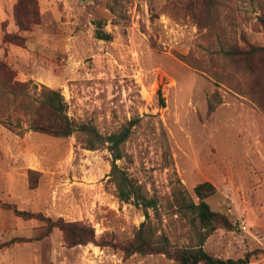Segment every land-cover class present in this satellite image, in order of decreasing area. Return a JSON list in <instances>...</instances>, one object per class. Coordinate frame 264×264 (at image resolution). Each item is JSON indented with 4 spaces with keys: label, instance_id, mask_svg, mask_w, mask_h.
Listing matches in <instances>:
<instances>
[{
    "label": "rangeland",
    "instance_id": "rangeland-1",
    "mask_svg": "<svg viewBox=\"0 0 264 264\" xmlns=\"http://www.w3.org/2000/svg\"><path fill=\"white\" fill-rule=\"evenodd\" d=\"M20 1L0 0V61L29 83L27 97H0V257L30 250L44 264H177L121 249L142 223L170 252L195 245L174 193L196 202L203 182L216 190L205 202L231 224L203 249L223 260L264 250V55L230 54L264 47V0H29L17 13ZM98 28L109 41L95 38ZM42 87L61 93L75 125L103 137L129 128L121 158L114 163L107 144L87 149L80 132L30 130ZM114 164L155 201L148 218L134 196L118 198ZM11 206L91 228L97 244L73 247ZM249 264H264V254Z\"/></svg>",
    "mask_w": 264,
    "mask_h": 264
},
{
    "label": "trees",
    "instance_id": "trees-1",
    "mask_svg": "<svg viewBox=\"0 0 264 264\" xmlns=\"http://www.w3.org/2000/svg\"><path fill=\"white\" fill-rule=\"evenodd\" d=\"M29 5V0H21L15 7L16 12H21L23 8ZM22 9V10H21ZM15 23L21 32L29 31L28 26H24L18 19L14 17ZM34 24H37L35 22ZM264 26V22H262ZM95 38L97 40L109 41L110 35L96 29ZM10 39L6 38L5 42L10 43ZM19 45V44H18ZM240 56L242 59H250L252 57H259L264 55V47L252 46L245 50L232 52ZM0 97L8 94L18 98H22L25 94L28 82L20 83L14 81V74L11 68L4 62L0 61ZM37 110L30 116L28 121L29 129L49 135L56 138H67L73 134L80 132L84 136V144L87 149L95 150L99 146L107 144V149L112 155L113 162L121 158L120 146L126 141L129 136V128L125 127L121 131L111 134L109 136H101L96 128L92 125H75V123L67 116V107L61 96V93L56 90L42 87L41 92L38 94ZM24 100V99H23ZM14 101V100H12ZM23 103L21 100L19 101ZM18 106H21L18 104ZM24 106V105H23ZM5 118L0 122L6 123ZM112 176L116 185L117 195L121 201L127 202L132 196L139 202L138 204L143 208L145 217L149 215L147 210L156 206L155 201L146 199L136 187L123 173H120L116 165H113ZM216 190L213 185L208 182H203L193 188V194L196 202L188 199L185 192L177 189L174 193V200L177 209L184 216L189 214L190 224L195 228L199 234V241L190 247H183L181 249L170 252L167 238L161 233L156 235L152 229L147 228V224L142 223L137 230L134 239L127 245L122 247L124 255L131 256L133 254H165L172 258L177 264H249L252 258L257 257L259 254H264V250H254L247 252L243 257L238 259H220L211 256L203 249L205 239L216 231L220 226L230 229L231 224L227 219L220 214L212 211L205 199L213 196ZM13 209L17 216L25 218H37L44 221L47 225V231L57 228L66 236L68 243L71 246L86 245L88 243L97 244L94 240V231L91 228L84 227L78 223H65L62 220L52 222L50 219L43 217L40 214L33 215L26 211H18L14 206Z\"/></svg>",
    "mask_w": 264,
    "mask_h": 264
},
{
    "label": "crops",
    "instance_id": "crops-1",
    "mask_svg": "<svg viewBox=\"0 0 264 264\" xmlns=\"http://www.w3.org/2000/svg\"><path fill=\"white\" fill-rule=\"evenodd\" d=\"M0 264H44L42 257L37 256L30 250L25 253H16V255H7L4 258L0 257Z\"/></svg>",
    "mask_w": 264,
    "mask_h": 264
},
{
    "label": "built area",
    "instance_id": "built-area-1",
    "mask_svg": "<svg viewBox=\"0 0 264 264\" xmlns=\"http://www.w3.org/2000/svg\"><path fill=\"white\" fill-rule=\"evenodd\" d=\"M241 228L244 230L245 229V226H241Z\"/></svg>",
    "mask_w": 264,
    "mask_h": 264
}]
</instances>
